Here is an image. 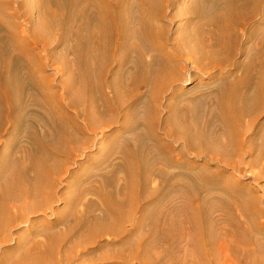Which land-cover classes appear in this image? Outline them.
I'll use <instances>...</instances> for the list:
<instances>
[{
    "label": "bare ground",
    "instance_id": "bare-ground-1",
    "mask_svg": "<svg viewBox=\"0 0 264 264\" xmlns=\"http://www.w3.org/2000/svg\"><path fill=\"white\" fill-rule=\"evenodd\" d=\"M37 2L36 6L40 9L37 21L31 24L29 17H25L24 26H20L16 20L19 14H9L0 5V136L6 128L11 127L8 139L26 142L29 148L26 160H17L18 165L10 171L11 179L4 182L5 194L0 201L3 223L8 221L10 210L25 200L42 197L50 203L55 198L56 186L67 170V164L84 148V135L88 131L96 133L95 126L86 122L87 106L92 105L98 114L114 115L118 112L117 100L108 97L105 88L107 73L116 60L120 67L115 76L118 89L130 84L142 88L148 83H153L157 88H168L192 72L223 69L241 46V38L248 39L254 44L258 62L257 59L248 62L246 75L234 81L229 91L218 95L222 138H215L213 144L204 131L179 127L177 133L184 137L185 145L170 155L176 138L171 133L176 129L170 127L164 132V137L173 138L167 141L149 126L151 138L156 142L155 148L163 151V161L167 164L172 159L177 163L185 160L189 150L196 151L193 154L195 158L212 160L208 154L225 150L231 155L243 148V128L252 129L258 113L264 110V16L259 27L250 26L263 9L264 0L191 1L184 8L188 17L192 16L191 23L187 28L182 27L183 31L190 32L189 42L188 39L170 37L169 26L174 17L167 24L163 23L169 0ZM55 45H59L65 56L71 53L75 58L72 62L65 60V67L73 68L74 73L61 95L45 91L52 81L46 72L48 66L53 65ZM254 65L258 66L255 72L252 68ZM73 88L76 91H72ZM140 92V89L131 90L125 95L132 98ZM73 95L80 100L69 102L68 98H73ZM63 98L67 99L66 104ZM78 102H82L81 107ZM209 116H214L212 110ZM111 126L113 121H102V129H99ZM208 133L211 136L216 134V128ZM254 134L264 138V124ZM247 146L252 151L258 149V158L261 163L264 162V145L257 146L255 140H251ZM15 147L12 151H16ZM139 152L133 146H127L123 152L129 193L134 203L142 196V192L138 195L134 188L140 181L150 182L153 177L146 167L149 164H146V159L143 156L141 160L138 159ZM9 165V168L13 166V161L10 160ZM245 167L234 161L230 164V168L241 173ZM172 168L176 172H172L174 175L170 178L176 177L177 186H188L191 194L200 196L204 191L214 190L217 185L216 189L222 190L221 194L226 196L224 203L231 211L238 210V222L226 216L228 212L220 205H213L207 211L212 220L208 225L210 232L207 233L204 227H195L197 252L211 262L210 237H216L219 255L224 257L225 263L264 264V221L260 219L264 217V210L256 189L222 171L208 174L203 168L196 171L195 167L184 163ZM161 170L169 175L171 173L164 168ZM183 176L188 183L182 182ZM224 176L228 177V181L220 182ZM1 178L4 179L3 171H0ZM196 179L200 183L194 182ZM253 179L258 180V177L254 176ZM212 197L215 195L211 193ZM217 200L222 201V198ZM178 212L190 213L187 208H181ZM213 212L217 214L212 216ZM118 217L120 221H125L119 213Z\"/></svg>",
    "mask_w": 264,
    "mask_h": 264
},
{
    "label": "rangeland",
    "instance_id": "rangeland-1",
    "mask_svg": "<svg viewBox=\"0 0 264 264\" xmlns=\"http://www.w3.org/2000/svg\"><path fill=\"white\" fill-rule=\"evenodd\" d=\"M37 1L0 0V5L9 14H19L16 20L20 26H24L25 17H29L31 24L37 21L40 10L36 6ZM191 1L193 0H169L163 23L167 24L174 17L169 26L170 37H180L182 40L190 37V32L183 31L182 27L187 28L191 23L192 16L188 17L184 11ZM262 8L250 26L257 27L262 23L264 4ZM177 28L180 33L179 29L175 30ZM191 33L194 34V31ZM189 41L191 40L188 39L187 42ZM240 44L239 52L223 69L192 72L179 84L168 88H157L153 83H148L142 88L130 84L120 90L115 77L120 67L117 60L114 61L107 73L105 88L106 95L113 97V101L117 100L118 112L114 115L98 114L92 105L87 106L85 119L88 124L95 126L96 133L88 131L84 135V148L67 164L68 168L56 186L55 198L50 203L42 197L25 200L20 206L10 210L5 223L0 211V264H232L225 263L224 257L219 255L216 237H210L212 261L205 260L195 247L198 238L195 227H204L207 233L210 232L208 225L212 220L207 211L213 205L222 206L228 212L226 216L236 222L238 210L231 211L224 203L226 196L221 194L222 190L216 189L217 185L214 190L194 196L191 188L177 186L176 177L170 176L174 175L172 172H176L173 165L181 163L195 167L196 171L203 168L208 174L222 171L225 175L254 187L264 210V162L261 163L258 158V149L252 151L247 146L251 140H255L257 146L264 145V138L254 134L264 124V110L258 113L252 129L243 128L241 138L244 146L240 151L231 155L225 150L208 154L212 160L195 158L193 154L196 151L189 150L185 160L181 159L177 163L172 159L167 164L163 161V151L155 148L156 142L151 138L149 126L153 127L160 138L164 137L168 128L176 129V132L171 133L176 138L170 155L177 153L179 147L185 145L184 137L177 133L179 127L202 130L213 144L217 138H222V127L218 120V95L229 91L234 81L246 75L248 62L252 63L255 59L258 62L253 50L254 44L244 37ZM53 57V65H49L46 72L52 81L45 91L61 95L64 87L72 81L71 74L74 73L73 68L65 67V60L72 62L75 58L71 53L65 56L59 45H55ZM252 68L254 72L258 70L256 65ZM139 89L141 92L132 98L125 95L128 91ZM74 90L76 88L72 91ZM72 97V100L68 98L69 102L80 100L76 95ZM156 99L158 101L154 102ZM62 101L65 103L67 99L63 98ZM81 103L78 102L80 107ZM99 103L102 106L101 100ZM69 109L70 107L67 110L71 113L72 110ZM211 110L214 116H209ZM244 119L246 123L247 116ZM107 120L113 121V126L101 130L102 121ZM212 128H216V134L211 136L208 132ZM11 130V127L6 128L0 136V171L4 174V179H0V201L5 194V183L12 176L10 171L18 165L17 160L24 162L29 149L26 142L8 139ZM173 138L164 137L167 141ZM14 146L16 151H12ZM127 146L140 151L138 159L141 160L143 156L146 164L149 163L146 166L150 169L148 172L153 174L150 182L140 181L134 188L138 195L142 192L135 203L129 193L130 187L124 169L123 152ZM10 160L13 161V166L9 168ZM233 161L243 164L246 169L241 173L230 168ZM162 168L170 171V175L163 172ZM254 176L258 180H254ZM181 180L189 182L184 176ZM222 181L227 182L228 177L224 176L220 182ZM194 182L200 183L198 179ZM211 193L215 197L211 198ZM218 198H222V201L217 200ZM181 208H187L190 213H179ZM118 213L125 221L119 220ZM15 214L18 216L15 217ZM216 214L213 212L212 216ZM260 219L264 221V217L261 216Z\"/></svg>",
    "mask_w": 264,
    "mask_h": 264
}]
</instances>
